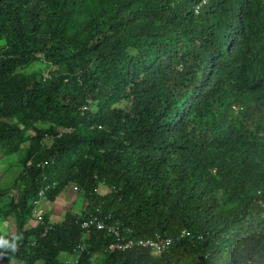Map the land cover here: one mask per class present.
I'll return each mask as SVG.
<instances>
[{
  "label": "trees",
  "instance_id": "trees-1",
  "mask_svg": "<svg viewBox=\"0 0 264 264\" xmlns=\"http://www.w3.org/2000/svg\"><path fill=\"white\" fill-rule=\"evenodd\" d=\"M202 1L0 0V118L15 119L0 120L6 153L34 129L32 144L57 154L60 186L74 182L88 200L114 187L103 208L135 237L190 234L160 257L133 250L104 264H264V0ZM38 60L49 73L25 71ZM88 101L97 111L81 116ZM53 124L74 131L57 137ZM37 174L8 209L22 238L0 234L17 251L0 255L57 264L73 237L62 225L40 238ZM27 221L35 228L23 233Z\"/></svg>",
  "mask_w": 264,
  "mask_h": 264
},
{
  "label": "clouds",
  "instance_id": "clouds-1",
  "mask_svg": "<svg viewBox=\"0 0 264 264\" xmlns=\"http://www.w3.org/2000/svg\"><path fill=\"white\" fill-rule=\"evenodd\" d=\"M206 0L202 1L204 4ZM124 103L122 107L117 106L119 103ZM126 101L122 100L117 104L111 106L113 109L126 108ZM91 107V108H90ZM97 111L92 106L91 102H87L80 107V115L84 116L88 110ZM234 113L239 111V107H232ZM95 114V113H94ZM9 119V118H7ZM7 119L0 118L6 124H12L13 122L7 121ZM92 119V118H91ZM15 121V119H14ZM49 123L38 122L35 124V128L45 129L49 127ZM56 129L57 137L61 135L70 134L74 131L73 128L63 127L57 124H53ZM22 130V126H19ZM95 126L94 123H90L89 129L97 131L100 127ZM35 136V130L29 129L24 134L23 138L32 140ZM30 140L23 139L17 145L19 146L18 152L6 153V150L0 145V160L5 162H11L13 166H6L3 169L0 167V189H7V193L0 195V234L19 240L22 237L18 236L16 228V220L13 214H8L10 204H17L20 201L23 187H20L21 178L26 175L29 171H38L36 182H38V190L31 202L32 216L36 223L42 225V231L40 234L41 239H46L48 233L53 229L55 231L58 227L65 225L69 228L68 238L73 237L67 241L68 250L64 252L58 251L53 257V261L57 264H80L83 260H86L85 264H104V261L112 256L113 254L127 253L129 254L133 250H148L154 257H160L167 252L172 246L175 240H180L189 237V232L186 229H182L179 232H175L171 236L162 235L160 233L154 234L150 238H137L133 232L134 227L128 222H124L118 216L117 213L112 210H105L104 200L107 199L111 194L115 192V188L107 186H99L96 190V194L99 195L98 200H88L74 182H68L63 186H60V178H56L55 173L50 174L51 169H56L58 163L56 161L57 154L54 153L52 156H46V153L50 150V146L47 145L48 141L45 140L42 146L38 147L32 144ZM43 147H46L45 149ZM35 149V150H34ZM45 150V153L43 152ZM23 150V153L20 152ZM31 152L30 156L27 153ZM16 155L14 160H10L9 156ZM25 157V163L21 162V158ZM17 169V170H14ZM15 171V172H14ZM15 173V176H14ZM35 174V173H34ZM14 176V177H13ZM54 194V201L46 199L50 194ZM30 200V201H31ZM109 201V200H108ZM51 207V209H49ZM67 208V212L61 216L64 208ZM103 208V209H102ZM6 216H2V214ZM8 214V215H7ZM13 218V219H12ZM66 219H71V222H67ZM13 220L15 225L14 234L9 231L7 222ZM72 223L77 229H72L69 225ZM35 225L30 221H27L23 227L22 232H31ZM76 231V235H74ZM156 236L170 240V245L159 255L154 254L152 249L149 247L143 248L138 247L135 244L132 247L120 249H110V247L117 242H123L127 244L128 240L133 243L139 240H151ZM76 237V239H75ZM52 244L49 243V245ZM7 245L13 252L17 251V245L15 242L9 244L8 241L0 237V246ZM33 246L34 243L32 242ZM56 245V243H55ZM8 257L4 258L0 255L2 261H7ZM5 259V260H4Z\"/></svg>",
  "mask_w": 264,
  "mask_h": 264
},
{
  "label": "rangeland",
  "instance_id": "rangeland-1",
  "mask_svg": "<svg viewBox=\"0 0 264 264\" xmlns=\"http://www.w3.org/2000/svg\"><path fill=\"white\" fill-rule=\"evenodd\" d=\"M48 64L43 61V60H38V61H35L33 63H31L30 65H28L27 67H25V71L26 72H31V71H34V72H44V73H49V70H50V66H48ZM124 105V103H119L117 106H120L122 107ZM7 121L9 122H13L14 119H7ZM20 152L23 153V150H20ZM16 157V155H11L9 156L10 160H14ZM6 166H13L11 164V162H5ZM5 164L3 162V160H0V167H2L3 169L5 168ZM14 170H17V169H14ZM15 172V171H14ZM14 176H15V173H14ZM13 176V177H14ZM0 178H3V176H0ZM49 209H51V207H49ZM67 212V208L65 207L61 213V216H63V214H65ZM13 219V218H12ZM8 226H11L9 227V231L13 232L14 234V230H15V225H14V221L13 220H10L7 222ZM56 247L55 243H52L48 246L43 247V253L46 254V251H51L52 249H54ZM46 249V251H45ZM60 251L64 252L65 249H60ZM46 257L45 256H41V259L36 261L35 264H46ZM0 264H25L23 261L17 259V258H9L7 261H2V259H0Z\"/></svg>",
  "mask_w": 264,
  "mask_h": 264
},
{
  "label": "built area",
  "instance_id": "built-area-1",
  "mask_svg": "<svg viewBox=\"0 0 264 264\" xmlns=\"http://www.w3.org/2000/svg\"><path fill=\"white\" fill-rule=\"evenodd\" d=\"M134 244L138 247H149L152 249L154 254L159 255L170 245V240L161 238L159 236H156L154 239L151 240H139L134 243L131 240H128L127 244L124 245L123 242H117L116 244L112 245L110 249L123 250L124 248L132 247Z\"/></svg>",
  "mask_w": 264,
  "mask_h": 264
}]
</instances>
